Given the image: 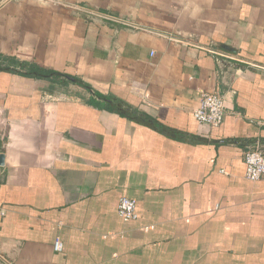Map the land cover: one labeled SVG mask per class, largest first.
<instances>
[{"label": "crops", "instance_id": "0c3cea01", "mask_svg": "<svg viewBox=\"0 0 264 264\" xmlns=\"http://www.w3.org/2000/svg\"><path fill=\"white\" fill-rule=\"evenodd\" d=\"M0 53L90 86L0 70V264H264V0H0Z\"/></svg>", "mask_w": 264, "mask_h": 264}, {"label": "built area", "instance_id": "2783aa9c", "mask_svg": "<svg viewBox=\"0 0 264 264\" xmlns=\"http://www.w3.org/2000/svg\"><path fill=\"white\" fill-rule=\"evenodd\" d=\"M199 122L209 126H219L225 118L224 96L217 91H207L202 94L199 107L194 111ZM247 164L246 177L249 180L257 181L264 176V149L257 146L245 153ZM137 200L123 196L119 202V214L125 221H131L138 217ZM55 250L62 249L61 240L54 244ZM2 259L5 260L2 256ZM6 261V260H5ZM7 263H9L7 261Z\"/></svg>", "mask_w": 264, "mask_h": 264}, {"label": "trees", "instance_id": "16d2710c", "mask_svg": "<svg viewBox=\"0 0 264 264\" xmlns=\"http://www.w3.org/2000/svg\"><path fill=\"white\" fill-rule=\"evenodd\" d=\"M0 70L11 71L19 73L32 78H45L49 80H57L59 78H65L66 80L79 81L84 86L90 88V86L76 76H70L58 72L55 69L41 65L35 61H23L15 56L4 55L0 53ZM104 101L108 100V97L103 94H97ZM110 101V100H108ZM111 103H115L112 100ZM112 111H116L121 115L127 116L130 119L138 120L141 117H149L146 114L139 112L138 110H131L130 108L124 107L117 103L116 106L110 107Z\"/></svg>", "mask_w": 264, "mask_h": 264}, {"label": "water", "instance_id": "95a60500", "mask_svg": "<svg viewBox=\"0 0 264 264\" xmlns=\"http://www.w3.org/2000/svg\"><path fill=\"white\" fill-rule=\"evenodd\" d=\"M6 155L4 152L0 153V166H3L5 164Z\"/></svg>", "mask_w": 264, "mask_h": 264}]
</instances>
